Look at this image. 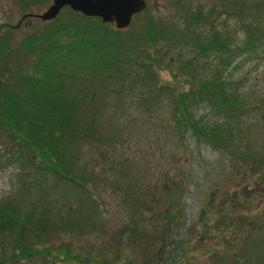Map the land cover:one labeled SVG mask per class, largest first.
Wrapping results in <instances>:
<instances>
[{"label": "trees", "instance_id": "16d2710c", "mask_svg": "<svg viewBox=\"0 0 264 264\" xmlns=\"http://www.w3.org/2000/svg\"><path fill=\"white\" fill-rule=\"evenodd\" d=\"M15 1L22 14L50 2ZM185 6L174 13L180 25L166 23L145 6L126 27L119 28L68 5L18 38L14 36L16 23L0 24V162L18 166L14 196L0 201V264H32L38 257L76 264L175 262L171 261L174 240L165 243L164 225L181 215L180 182L164 180L154 189L155 200H149L147 188L133 193L131 183L123 182L127 176L124 160L117 161L113 155L102 182L112 191L119 190L134 208L118 229L122 236L114 240L116 252L105 257L95 247L89 253L76 243L77 238L102 228L95 213L93 217L98 206L92 196L95 173L80 162V142L113 146L126 132L112 120V114L119 112L131 120L124 114L126 99L153 118L156 110L165 109L181 143L191 137L196 144L204 141L215 149L231 151L251 172L264 167V150L249 154L235 143L241 133L238 123L248 109L238 87L229 85L227 79L237 55L264 48V25L238 21L243 35L235 42V36H224L213 28L210 16L205 18L199 8L192 11ZM211 10L207 6L206 12ZM137 16H141L138 23ZM172 57L178 60V73L170 68ZM161 69L169 71L171 81L159 79ZM179 73L190 76L193 83L180 85ZM199 103L209 108L206 114L195 113ZM108 105L114 106L113 112ZM68 192L76 201L71 211L65 210ZM60 197L64 209L51 215L52 199ZM82 203L88 207L83 209ZM150 209L162 220L159 227H150L146 221L143 212ZM59 231L74 235L75 241L53 239ZM203 233L207 235L208 230ZM250 238L244 234L237 241L231 259L250 264L248 251L252 249L254 264H264L258 256L261 242ZM123 241L137 246L141 258L121 256L118 245ZM155 241L166 247L163 253L150 251ZM181 244L175 249L183 250ZM212 256L224 259L218 250Z\"/></svg>", "mask_w": 264, "mask_h": 264}, {"label": "rangeland", "instance_id": "374dc122", "mask_svg": "<svg viewBox=\"0 0 264 264\" xmlns=\"http://www.w3.org/2000/svg\"><path fill=\"white\" fill-rule=\"evenodd\" d=\"M45 6L46 4L31 7L29 12H38ZM145 6L166 23L177 25H180L181 21L174 13L181 10V6L188 9L190 7L192 11L199 8L203 15L206 14L205 18L210 16L213 28L224 36H235L238 39L235 42H239L243 35L237 27L238 21L264 25V0H145ZM207 6L212 7L211 13L206 12ZM21 15L22 9L15 0H0V24L17 23L14 31L16 38L40 21L35 16ZM140 19L141 16H137L135 22L138 23ZM202 29H207L206 24ZM174 54L172 50L171 55ZM171 61V70L178 73V60L172 57ZM158 75L162 80L172 79L167 69L159 70ZM197 76L200 78L202 75ZM177 78L180 85L193 83L188 75L179 73ZM227 79L229 85L238 87L243 100L248 102H245L247 114L238 123L241 133L235 143L240 144V151L249 154L261 153L264 150V48L237 55L227 71ZM123 102L126 105L124 114L131 120L127 121L119 112L112 114V120L122 124L126 132L113 146L104 143L98 145L94 141L80 142V162L95 173L92 196L98 206L96 211H93V217L95 213L102 228L94 229V233L85 238H77L78 248L85 252L90 250L91 253L95 247L94 251H97L98 255L113 256L116 252L114 240L122 236L118 229L134 209L119 190L112 191L102 182L103 178L108 177L106 164L109 156L113 155L117 161L124 160L127 176L123 182L131 183L135 189L133 193H136L137 188L141 187V191L147 188L149 200H155L154 189L164 180L180 182L181 215L164 225L167 232V237H163L165 243L174 240L171 261L175 262L172 264H245L240 263L241 259L239 263H236L234 257L231 259L237 241L241 240L244 234L257 240V243L261 242L258 256L264 258V180L261 179L264 167L251 172L243 161L241 162L242 159L231 151L215 149L204 141H197L196 144L191 137L181 143L177 141L178 136L165 109L156 110L153 118L141 112L131 99ZM108 109L113 112L114 106L108 105ZM208 109L204 103H199L194 110L197 115H201L206 114ZM17 167L11 163L0 162V201L14 196L18 184V179L15 178ZM117 177L118 172L114 175V178ZM66 196L69 199L66 201L65 210L71 211L76 201L71 192ZM52 200L54 207L51 215L57 216V212L64 209L61 205L63 201L61 197ZM82 204L85 205H82L83 209L88 207L86 203ZM146 212H143V215L149 226L159 227L162 220L158 218L157 213L151 209ZM207 230L208 234L205 235L203 231ZM65 238L74 240V235L59 231L57 236L53 237ZM179 241L182 242L181 251L175 249ZM160 244L155 241L150 251L158 249L163 253L166 247L162 249ZM98 245L101 247L99 250ZM118 249L121 256L141 258L137 252L138 247H130L126 241L120 243ZM213 250L221 251L224 259L221 261L213 257ZM248 253L249 263L254 264V251L251 249ZM32 264L76 263L51 262L38 257L33 259Z\"/></svg>", "mask_w": 264, "mask_h": 264}, {"label": "water", "instance_id": "95a60500", "mask_svg": "<svg viewBox=\"0 0 264 264\" xmlns=\"http://www.w3.org/2000/svg\"><path fill=\"white\" fill-rule=\"evenodd\" d=\"M63 5L85 15L98 16L102 21L113 22L116 27L122 28L130 23L133 14L145 7V0H51L40 11L23 13L21 16L47 20L53 18Z\"/></svg>", "mask_w": 264, "mask_h": 264}]
</instances>
